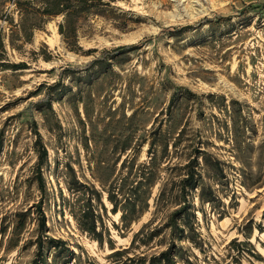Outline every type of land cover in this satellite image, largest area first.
<instances>
[{
  "label": "rangeland",
  "instance_id": "374dc122",
  "mask_svg": "<svg viewBox=\"0 0 264 264\" xmlns=\"http://www.w3.org/2000/svg\"><path fill=\"white\" fill-rule=\"evenodd\" d=\"M105 3L77 36L60 32L62 15L29 40L3 23L8 58L25 66L0 69V264H30L42 234L63 240L75 264H145L172 238L178 264H223L241 227L264 224V0ZM35 128L48 149L43 189ZM191 160L194 230L172 218ZM89 198L102 242L81 224ZM247 236L260 257L243 263L264 264V232ZM46 253L56 264L68 255Z\"/></svg>",
  "mask_w": 264,
  "mask_h": 264
},
{
  "label": "trees",
  "instance_id": "16d2710c",
  "mask_svg": "<svg viewBox=\"0 0 264 264\" xmlns=\"http://www.w3.org/2000/svg\"><path fill=\"white\" fill-rule=\"evenodd\" d=\"M105 0H0V69H18L24 68L25 63L23 62H12L8 58V50L6 45V30L3 25L4 22L8 23L10 26V31L15 33L14 28H18V32L21 37L29 40L33 34L35 29H40L44 27L47 21L58 15L63 16V21L60 23L59 29L60 32L65 36L69 37L71 35L77 36L78 29V20L84 16L89 14H97V15H105ZM17 13L20 17L18 23L14 21L12 13ZM15 39L9 35V43L11 46H14ZM133 45H124L118 46L113 51H127L129 48H132ZM104 59L97 58L91 61L87 66H93L95 63L102 62ZM48 94V93H47ZM49 96V95H48ZM45 97V98H48ZM35 134L37 136L36 144L38 146V154H39V173L37 177V181L40 189L44 188V176L41 172V165L44 164L48 159V149L42 142L41 133L35 128ZM1 137H0V146H1ZM129 159H125L124 165L128 163ZM198 164V163H197ZM196 160H191L188 165V174L183 177L180 181L181 184V192L183 193V197L185 199L183 205L179 207L172 214V218L183 217L185 218V224L194 230L193 224L189 221L187 217V212L190 207L189 202L186 200V191L187 188H196L198 187L197 183V172L195 171V167L197 166ZM144 166L146 164H143ZM145 178V177H143ZM143 180V179H142ZM148 183H151L149 179H147ZM116 185V184H115ZM85 187L87 185L84 184ZM118 186H113L110 190L112 191L109 194V200L113 203L114 212L118 211V207L120 204V199L115 188ZM72 189L71 187H69ZM119 190H123L119 186ZM97 192V191H96ZM98 201L101 202V193L97 192ZM89 200V205L83 208V219L85 222L81 223L84 227V230L93 235L96 239L102 242V232L98 228V219H100V215L97 213V210L93 207L92 199ZM36 207L39 209L40 215V226L42 230L47 228V218L42 208V202L37 203ZM127 214L123 212V218L126 219ZM254 226L260 232H264V224L263 223H254L253 220H250L243 227L240 228V232L244 234L245 240H240L238 237L233 238L228 244L229 253L227 254L228 260H226L223 264H244V257H260L259 253L255 249L254 244L249 240V236H247L248 232L253 231ZM172 233L176 236V231L181 232V236L184 235V229L178 227L174 222L171 223ZM187 237L195 244H198V241L192 236H184ZM182 237H180L181 239ZM199 247L203 249L202 245L199 244ZM52 248L57 249L59 252L66 250L68 255L65 259L60 261L62 264H75L76 252L66 247V244L63 240L49 237L48 235H39L37 239V251L33 260L30 264H56L58 260H60V255L55 254L53 256L54 263L50 261V254L47 255L46 251L51 250ZM129 248L122 249L128 252ZM122 250H117L115 252H121ZM176 241L172 238L169 246L160 251L157 255H152L149 259L146 256H141L142 259L145 260V264H178L176 258Z\"/></svg>",
  "mask_w": 264,
  "mask_h": 264
}]
</instances>
